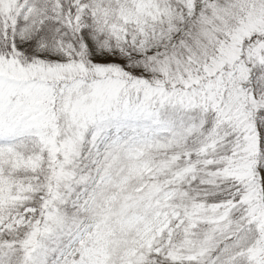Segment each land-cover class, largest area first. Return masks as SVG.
<instances>
[{
    "label": "snow or ice",
    "instance_id": "6c2138e0",
    "mask_svg": "<svg viewBox=\"0 0 264 264\" xmlns=\"http://www.w3.org/2000/svg\"><path fill=\"white\" fill-rule=\"evenodd\" d=\"M0 264H264V0H0Z\"/></svg>",
    "mask_w": 264,
    "mask_h": 264
}]
</instances>
